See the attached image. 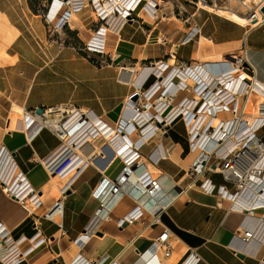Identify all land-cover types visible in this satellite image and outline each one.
<instances>
[{
  "label": "crops",
  "instance_id": "1",
  "mask_svg": "<svg viewBox=\"0 0 264 264\" xmlns=\"http://www.w3.org/2000/svg\"><path fill=\"white\" fill-rule=\"evenodd\" d=\"M169 2L171 0H166L164 4ZM193 4L180 2L178 11L163 12L164 8L161 7L157 19L139 14L135 21L125 24L118 34H109L107 54L92 57L83 50L96 28L91 9L85 8L75 13L77 21L70 18L72 29H66L64 36L62 32L55 33L49 27L44 12H31L29 0H0V149L5 146L12 153L17 168L36 190L43 192L45 198L43 206L33 211V214L41 216L38 218L29 212L31 209L27 203L12 199L0 187V222L10 231L15 246L25 256L21 264H67L78 256L94 261L104 254L118 258L121 264H128L135 258L125 255L124 247L152 220V214L146 215L145 223L119 229L117 219L133 209L134 202L128 196L118 195L116 197H120L123 204L112 210V220L99 226L98 233L102 232L104 239L87 242L88 239L82 245L78 244L77 238L100 207L99 204L95 210H87L91 209L92 201L98 202L92 195L94 189L103 174L115 179L123 166L121 159L112 163L115 153L110 150L105 138H99L84 149L87 156H97L95 164L99 169L92 166L72 182L64 198V218L55 222L43 218V214L60 197L59 188L55 190L50 186L52 178L43 160L51 157L61 140L47 128L29 140L22 131L13 127L16 122L13 124L11 113L15 105L24 110L69 105L93 110L108 124H116L124 103L136 92L128 80L132 70L138 73L146 65L167 60L174 65L181 62L193 65L205 59L225 61L229 57L242 56L245 52L264 89V24H243L209 11L196 2ZM229 7L247 18L248 10L238 2L231 1ZM195 28L199 29L197 34L183 42L189 33H195ZM102 60L105 62L101 63ZM122 74H125L127 81L120 79ZM156 80L152 77L146 86L150 87ZM187 95L193 96L191 89L179 92L174 104ZM158 141L162 142L169 156L155 166L148 159ZM123 143L116 140L118 147ZM177 146L181 147L179 157L186 161L190 152L187 129L182 121L172 125L161 140L154 139L140 148L147 166L167 176L168 179H163L167 190L171 184H175L177 191L185 189L177 200L169 201L166 208L159 203L162 206L159 212L161 223L149 226L140 244L156 237L166 226L186 247L178 259L168 260L167 264H181L191 248L202 256L201 264H249V259L253 264H259L264 256V246L261 248L259 240L256 243L257 254L246 255L243 252L245 258L235 253L237 248L228 245L233 235L239 234L245 226L256 229L258 220L254 217L255 223L246 220L249 210L232 209L229 198L217 193L206 194L199 184L192 186L194 179L187 172L190 166L186 167L170 157L169 150L173 151ZM104 155L108 156L107 159L102 158ZM218 176L217 173L207 175L216 184L226 185L230 192L236 191L234 183L219 181ZM257 214L264 217L262 211ZM35 220H38V227ZM61 224L64 229L60 227ZM4 252L5 249L1 248L0 257Z\"/></svg>",
  "mask_w": 264,
  "mask_h": 264
},
{
  "label": "built area",
  "instance_id": "2",
  "mask_svg": "<svg viewBox=\"0 0 264 264\" xmlns=\"http://www.w3.org/2000/svg\"><path fill=\"white\" fill-rule=\"evenodd\" d=\"M60 1L63 3V5L67 6L65 15H63L60 21H58L62 28L67 23L69 26H71V16L84 10L85 8L90 7L92 12H97V20L95 19L96 28L91 37L85 42L83 47L84 52L92 57L95 55L108 53L109 34H118L125 24L135 21L136 17L140 13H144L152 19H157L160 13V8L162 7L160 0H131L132 5L127 6L123 12L121 11L123 9L120 10V8H116L117 11H106L104 8L101 9L102 11H99L96 0ZM99 1L100 3H105L106 0ZM165 1L166 0H164V2ZM224 1H235L245 7L248 10L247 19L252 26L264 24V13L261 11L264 7V0ZM214 4L217 5V3ZM111 13L114 15L113 17L116 18L117 21L119 20L118 22H115L116 25L114 30H112V22L111 18L109 17ZM194 30L195 33H189L183 39V42L191 40L193 35H196V32L199 31L198 28H195ZM100 62L104 63L105 60ZM171 65L177 66L179 68L178 70L174 71L173 74L179 73L180 69H187V72H190V70L193 68L195 70L200 69L199 63L187 65L181 62L174 65L170 63L169 60L165 62L151 63L144 66L138 73L140 74L142 72H147V76L142 81L140 86L136 83H132L136 89V92L129 98L131 100V104L125 108L123 113L124 116L136 114L134 120L137 124L133 123L134 129L131 132L127 131L130 126L126 128V125L119 127V132L123 133L125 137L131 135L135 131L141 133L143 136H145L146 133H153L148 137V140H150L153 135L157 134L156 131L158 129L164 135L168 133V130L170 127H172V125H175L178 121H182L187 129L189 152H200L197 161L194 163V165H190L187 171L190 177L194 179L193 183L191 184L192 186L199 184L202 191L206 194L211 195L217 193L223 198H229L230 200H233L232 197L227 195L230 190L226 185H218L213 182L212 178L207 177V175L210 173H217L222 174L225 181L234 183L236 186V191L230 193L231 195L232 193H235L234 197L243 193H245V196L249 195V191H245L246 189H249L248 186L252 188L255 186L258 190L257 194H259L261 188H264V186H260L264 182V168L261 167V169H259V173L257 176H255L256 179H254V175L252 173H250L249 176V171L253 172L252 169L248 170L247 172H244V170L247 167H250L255 160H258L257 164L255 165V167L258 169L261 162L264 160V89L262 88L259 92L263 102L258 108L261 117L257 118L255 115L246 111L247 107L245 104L240 105L238 98V92L241 94V89L244 86L243 84L248 85L246 86V91L244 93L246 94L248 87L253 83L254 79H257L254 67L251 65V63H249L247 53L245 52L239 57H229L222 62L221 67H224L226 70L229 69L223 74L224 76H229L231 74L230 72L232 71L230 68L234 66L238 67V69L243 73L240 80L232 79V83L235 84V90L231 93L226 92V90L224 91V88L222 87L223 81H221V83H217L216 81V86L220 84V88L216 89L214 97L210 100H204L207 96V87L206 85H201L197 80H195L196 85L191 84V86L189 83L190 81H182V83L179 84V87H176V83L171 81L172 84L170 88L160 93L158 90L166 84L164 83V80H162L163 83L159 81L160 72L166 71ZM234 69L236 70V68ZM152 77L158 79V81L156 80L150 87H147L146 85ZM120 79L125 80V74H122ZM188 89H191L193 96L187 95L179 103L174 104L178 93L187 91ZM136 94H138L139 97L136 101H134L133 97ZM189 97H191V99H189ZM151 99H153L152 102ZM40 109H42V112H39ZM25 111L26 113L22 120L19 118L16 119L15 129L22 131L23 133H25L27 130L26 137L29 140H32L41 130L45 128L50 129L54 131L61 140V145L59 148L67 140L69 133L63 129H54L48 123L50 119L52 120V118L56 117L57 115L62 126L66 130V125L74 118H77L79 122L82 121L81 123H89L85 130L81 131L75 136L76 138L74 141L70 140L73 141V143L69 141L72 149L70 150L69 157L65 158L62 162L63 167L61 169L57 170L58 168H56L57 164H55V162L58 157H55L52 160L50 157L46 160L47 171L66 179L65 183L59 188L60 197L42 216L47 220L55 222L56 220L64 218L66 210L64 197L67 196L72 182L77 181L88 168L92 166L98 168L95 164V162L98 161L97 156L93 154L87 156L84 152V149L88 144H90V140L92 138H103V136L107 138L106 133L109 131L107 127L108 124L103 119L99 118L93 110H84L69 105H58L55 107L43 106L33 110ZM222 112H228L232 114L234 119L226 121L221 120L218 126H213V122L216 120L217 114ZM144 117H146L147 120H143ZM141 119L142 122H140ZM192 120H195V123H193ZM152 123L156 124L158 128L157 130H147L148 125ZM191 123H193V125H191ZM207 133L217 136V145L211 149V151L207 142L204 141V135ZM255 140L256 142H254ZM83 144L86 145L83 146ZM143 144L144 142L138 146L137 143H132L129 140V142H124L122 146L119 145L118 147L116 144V147L113 148L115 157L112 163L118 159H121L123 166L119 175L115 179H111L107 176H104L103 174L102 180L92 193L93 197L99 202L100 207L93 214L87 226L85 227L84 232L88 234L89 238L93 237V235H99V226L102 223L103 217L100 212L105 207L106 201L103 200L101 197L102 192L98 189L101 185L105 190L109 191L108 198L123 195L130 197L134 202L133 209H131L124 216L117 219L116 224L119 229H125V227L129 225H134L139 222L145 223L146 215L150 214L148 209L153 210L152 220L149 221L135 236H141L143 231L145 232L149 226L161 223L159 212L161 211L162 206L159 205V202L156 203V198L164 190V181L162 178L164 174L160 175V173H157L156 171L147 167L145 155L140 150ZM108 146L110 145L108 144ZM79 150H81V154L79 153ZM1 156L6 159V162L12 163L11 168L5 169V173L2 175L0 174V182L2 180L6 184H9L18 169L17 164L14 160V156L7 150L5 146L0 149V157ZM168 156V152L164 149L162 142H160L157 143L156 148L149 155L148 162H152L153 165L157 166L161 159H167ZM85 157L88 159V162L85 164V166L79 169L75 168L74 170L76 172L74 175L70 177V179H67L66 176L69 174L68 169L78 161H80L78 166L82 165L81 163ZM107 157V155L102 156V158L105 159H107ZM56 170L57 172H55ZM10 172L11 175L8 176ZM6 178H9L8 181L5 180ZM16 182L17 186L6 187V191L4 190L9 197L20 203H27L29 207L33 209V211L38 210L43 206L45 201L43 192L36 190L28 181L26 175L23 174V172L18 173ZM183 190L184 189H182V191ZM261 194V198L255 196L252 198V200L256 202V205H258L257 203L262 199L264 200V190L261 192ZM179 196H177V198ZM231 208L241 209V206L239 207L235 203H232ZM33 211L30 212L32 215L41 218V216L33 214ZM252 217L257 219L259 222L257 229L252 230L251 228H246V226L244 228L241 227L242 232H240L239 235L242 236L243 230L246 231L247 235L243 234L245 236L243 239H241L239 236L234 234L232 239H239L242 240V242L246 240L251 241L252 234L254 236L257 230L261 228V230H263V238L262 240H259V243H262V248L264 246V224H261L260 220L262 221L264 217H256L254 215H252ZM35 223L36 227H38V220H35ZM60 227L64 229L63 224H61ZM258 233L260 234L259 230ZM77 239H79V237ZM139 239H141V237ZM131 243L132 239L128 242V244ZM153 244H157V246H150L149 250L153 251V253L149 254L145 258L143 264H166V261L172 257L175 251L172 231L168 227L163 226L161 232L157 235ZM1 248L5 249V252L0 257V264H21L22 260L25 258L18 246H15V241L10 235V231L3 225L2 222H0V249ZM136 250L139 253V257L143 258V256H145V254L140 250ZM239 252L241 251H235L236 254ZM187 253L188 255L181 262V264H185L186 262H189V264L202 263V256L196 249H188ZM246 253L254 254V251L252 253L250 249L245 250L244 254ZM158 256H160L161 259ZM134 260L136 262L139 261L136 260V258ZM70 264L121 263L118 258L111 257L108 254L104 255L103 258L100 257L94 261L82 256H78ZM259 264H264V256L261 257Z\"/></svg>",
  "mask_w": 264,
  "mask_h": 264
},
{
  "label": "bare ground",
  "instance_id": "3",
  "mask_svg": "<svg viewBox=\"0 0 264 264\" xmlns=\"http://www.w3.org/2000/svg\"><path fill=\"white\" fill-rule=\"evenodd\" d=\"M160 1H161V4L163 5L164 0H160ZM96 2H97V6L99 7V11H102L101 10L102 8H104L106 11H111V10L115 11L116 8H120V10L123 9V10H121L123 12L126 9L127 6H131L132 5L131 4V0H106L105 3H100L99 0H96ZM196 3H198V5H200L201 7H204L205 9H208L209 11H213V12L218 13L220 15L228 16V17H230L231 19H233V20H235L237 22H240V23H243V24L249 23V20L246 17H243L242 15L238 14L236 11H232L229 6L228 7H223V6H219V5H215V4L214 5H210V4H207V3L203 2V1H200V0H199V2H196ZM60 11H61V1L57 0L55 2V4L53 5L52 11H51L52 13L49 14V16H51V18L53 19V18H55V16L57 14H59ZM92 13H93V16L95 17V19L97 20V16H98L97 12L94 11ZM113 16L114 15L112 13L109 15V17L111 18V22H112V30L115 29V25H116L115 22L117 21V19L114 18ZM149 18H151V17H149ZM71 20L72 21L73 20L77 21V15L73 14L71 16ZM4 50L5 49L3 48L2 49V53H4ZM222 62L223 61L205 59V60H202L201 62H199V65H200V67H199L200 69L199 70H195L193 68V69L190 70V72L189 71L187 72V69H183V70L180 69L179 73H174V74H173V72L178 70L179 68L177 66L171 65L170 68L167 69L166 71H161L160 72V78H161L160 82L163 83L162 80H164V83H166V84L163 87H161L158 91L161 93V92L166 91L167 89H169L171 84H172L171 81H174V83H176V85H177L176 87H179L180 86L179 84L182 83V81H185V80L190 81L189 83H190V86H191V84L192 85H196L195 84L196 83L195 80H197V81L200 82L201 85H204V86L206 85V87H207V93H206L207 96H206V99H204V100L212 99L214 97V95H215L216 89L220 88V84L218 86H216V81H217V83H221V81H223L222 82V84H223L222 87L224 88V91L226 90V92H228V93L234 92L235 84L232 83V79L233 80L234 79L235 80H240L241 79V75H242L243 72H241L238 69V67L234 66V67H232L233 69L230 68V70H232L230 72L231 74L229 76H224L223 74L226 71H228L229 69L226 70L224 67H221ZM218 64H220V65H218ZM234 68H236V70ZM146 76H147V72H145V73L142 72V73L139 74V73L135 72L134 70H132V74H131L130 78H128V80H129V82L136 83V84H138L140 86L142 81L146 78ZM125 80L127 81L126 78H125ZM243 85L244 86L241 89V94H240V92H238L239 93L238 94V98H239V101H240V105L241 104H243V105L245 104L246 107H247V110H246L247 112L255 115L257 118H260L261 116L259 114L258 108L261 105V103L263 102V99H262L261 95L259 94L260 90L262 89L260 82L257 79H254L253 83L248 87L246 94H244V93L246 91V86H248V85L247 84H243ZM189 99H191V97H189ZM247 99H248V101H247ZM152 101H153V99H151V102ZM130 102H131V100L128 98L127 101L124 103L123 112H122L121 117L119 118V120L117 121L116 124H111V123L108 124L106 122L108 124L107 127H108L109 131L106 133L107 138H105L104 136H103V138H105L107 140V142H108V144L110 145L111 148L109 146L108 147L110 148V150L112 152H113V148L116 147V140L124 141V142H129V140H130L132 143H137V145L139 146L143 142L144 143H149V142H151L154 139L155 140L156 139L157 140H161V138L164 135H166V134H164V135L162 134V132L157 128L155 123H152V124L148 125V127H147V130L150 129L152 131H154L155 129L156 130L158 129L156 131L157 134L153 135V137L151 139L149 138L150 140H148V137L150 135H152L153 133L152 134L151 133H146V135L143 136L141 133H138L137 131H135L131 135L127 136L128 138L125 137L123 133H120L118 128L122 127V126H125V125H126V128H128L130 126L127 129V131H129V132H131L134 129L133 123L136 122L134 120V117H135L136 114L126 115V116L123 115L125 108L129 104H131ZM13 111H14V113H12L13 124L16 122V119H18V118L20 120H22L24 118V116H25V113H26V111L23 108H21L20 106H18V105L14 106V110ZM225 116H228V117H225ZM232 119H234V116L232 114L228 113V112L218 113L216 120L213 122V126H218V124L221 122V120L226 121V120H232ZM143 120H147V118L144 117ZM195 120H192V122L195 123ZM81 122L82 121L79 122L77 120V118L72 119L66 125V127H67V130H66L62 126V124H61V122L59 120V117H57V115H56V117L52 118V120L51 119L49 120L48 123L54 129H59V130L63 129V130H65V131H67L69 133L68 137H67V140L64 142V144L60 148L58 147L57 149H55L52 152L51 160L54 159L55 157H58V159L55 162V164H57L56 165V168H58L57 170H59V169H61L63 167V163L62 162L64 161L65 158L69 157L70 150L72 149L71 148L72 146L69 143V141L70 140L74 141V139L76 138L75 136L77 134H79L81 131L85 130L87 128L88 124H89L88 122H85V123H81ZM140 122H142V119L140 120ZM193 123H191V125H193ZM92 124H93V122H92ZM135 124H137V123H135ZM13 127L15 128L14 125H13ZM61 127H63V128H61ZM124 131H126V130H124ZM26 133H27V130H26V132L24 134L26 135ZM216 137L217 136H213L210 133H207V134L204 135V141H206L207 144L209 145L210 151H211V149H213L217 145ZM97 139H99V138H95V139L92 138L90 140V143H93L94 140H97ZM73 141H70V142L73 143ZM160 142L161 141H158V143H160ZM254 142H256V140ZM84 145H86V144H83V146ZM169 151H170V157L172 159H174L176 161H179V162H182L186 167H188L190 165H194V163L197 161V158H198V156L200 154V152H197V151H195L194 153H190L188 158L185 161V160H181V158L179 157V152L181 151V147L180 146H177L176 149H174L173 151L172 150H169ZM101 152H102V150H101ZM79 153L80 154L82 153L81 150H79ZM168 154H169V152H168ZM87 162H88V159H86V157H85V158H83V162L81 163L82 165L78 166V164H80V161H78L77 163H74L72 165V167L68 169V173L69 174L66 176L67 179H70V177H72L74 175V173L76 172L74 170L75 168H78V169L82 168V167L85 166V164ZM257 162H258V160H255L250 167H247L244 170V172H247L248 170L252 169L253 172L249 171V176H250V173H252L254 175V179H256L255 176H257V174L259 173V171H260L259 169H261V167L264 168V160L261 162L260 167L258 169L255 167ZM43 163L45 164L44 167L46 169V160H43ZM11 165H12V163L6 162V159H4L3 156H1L0 157V174L1 175L4 174L5 173V169L11 168ZM57 170L55 172H57ZM12 171H13V168H12ZM46 171H47V169H46ZM20 172H21V169L18 168L17 171L15 172L14 176L12 177L11 181L9 182V184H6L4 181L1 180L0 187H2L3 190H5L6 187H15V186H17V182H16L17 181V176H18V173H20ZM47 173L52 178L50 186L53 189L58 190V188H60V183L64 182V178L59 177L58 175L53 174V173H51L49 171H47ZM10 175H11V172L8 174V176H10ZM162 178L164 180L168 179L166 175H163ZM8 179L9 178H6L5 180L8 181ZM174 186H175V184H171V186H170V188L168 190L164 187L163 192L160 193L159 196L156 198V203H158V202L162 203L163 206L166 208L167 205L170 204L169 201L172 202L173 200L175 201V199L177 200V196H179L181 194V192L177 191L175 188H173ZM260 186L263 187L264 186V182ZM248 187H249V189H246L245 191L251 190L253 193H255V194H253V193L249 194V196H250L249 198H248V196L247 197L245 196V193L238 194L237 196L234 197L235 193H232V195H231L230 194L231 192L229 191L227 193V195H229L233 199V200H230L231 204L235 203L239 207L241 206V209L249 210V213L246 216L247 220L250 221V222H254L255 223V220L253 221L252 215L258 217L257 215H259V214H257V212L262 211V214L264 213V205H260V204H264V200L262 199L260 202L257 203L258 205H256V202H254L252 200V198L254 196L258 197V198H261L262 197L261 192L264 190V188H261L260 193L257 194L258 190L256 189L255 186H254L255 189L250 187V186H248ZM98 189L102 192V196L101 197L103 198L104 201H106L105 207L100 212V214L103 217L102 218V225H103L107 221L112 220V215H111L112 210H116L117 207L120 204L122 205L123 203H122V200L120 199V197L108 198L109 191L105 190L102 185ZM184 191H185V189H184ZM148 210H149L150 214L153 215V210L152 209H148ZM31 211H33V210L31 209ZM31 211L29 210V212H31ZM260 216H263V215H260ZM250 218H252V219H250ZM158 224L160 225V223H158ZM158 224H154V225H158ZM261 224H264V219H262ZM132 226H134V225H129L126 228H128V227L132 228ZM258 230L260 231V234L258 233ZM258 230L254 234V236L252 234L251 241H247L246 240V241L242 242V240H239V239H231L228 242V245L230 247L237 248V250L240 249L242 252H245V250H249L250 249L251 252L253 253V251L255 252V250H256L257 241L263 238V236H262L263 230H261V228H259ZM145 232L143 231V233H145ZM240 232H242V231H240ZM239 234H236V235L239 236L241 239H243V237L245 235H247L245 230H243V234H245V235L242 234V236H240ZM104 237H105V235L104 236L93 235V238L91 237V239H90L88 237V234H86V232H83L79 236L78 244L82 245L84 242H86V240L88 238H89V240L87 242H90L93 239L103 240ZM106 237L110 238L109 235H107ZM140 237H141V239L143 238V240H144V238L146 236H145V234H142L141 236H133L132 237V243L131 244H127L124 247L125 255L129 254V255L133 256L134 258H136V260H139L138 262H136L135 260H132L131 262H128V264H143L145 258L149 254L153 253V251L149 250L150 246L151 247H152V245L157 246V244H153L154 241H155V238L157 236L154 237V238L149 239L148 242H144L142 245L140 244L141 243V239H139ZM175 239H176V237L173 234V241H174V245H175V251H174V254L172 255V257L169 259L170 261H172L174 259H178L179 256H180V253L186 251V247L184 246V244L182 242H179L177 239L176 240ZM119 241L123 242L124 239H122V240L120 239ZM119 241H118V243H120ZM122 247L123 246H121L120 248H122ZM136 249H138L142 253H144L145 256H143V258L139 257L138 256L139 253L137 252ZM103 256H102V258H103ZM158 257L161 259L160 256H158ZM71 261L72 260H69L67 262V264H70ZM167 261H166V264H167ZM185 264H189V262H186Z\"/></svg>",
  "mask_w": 264,
  "mask_h": 264
},
{
  "label": "rangeland",
  "instance_id": "4",
  "mask_svg": "<svg viewBox=\"0 0 264 264\" xmlns=\"http://www.w3.org/2000/svg\"><path fill=\"white\" fill-rule=\"evenodd\" d=\"M56 1L57 0H52V3L50 4L48 0H29V3H30V8H31V12L32 13H34V11L35 12H37V11L44 12L45 13V17H46V21H47V24L49 25V27L55 33H61L62 32L64 34V31H66V27H68V29H72V28H70L71 26H69L68 23L62 28L59 25V22H58V21H60L61 17L63 15H65V12L67 10V6L63 5L62 2H61V11L59 12V14H57L55 16V18H53V19L51 18V16H49V14L52 13L51 12L52 11V7H53V5L55 4ZM200 1H203V2H205L207 4H210V5H214V3H217V5L223 6V7H228L230 5V2H227V1H224V0H200ZM180 2H182L183 4L187 3V4L194 5L193 3L199 2V0H171V3L169 2V3H165V4L162 5V9L164 8L163 12H167L169 10L172 11L173 9L178 11L177 7L180 5ZM89 9H90V7H89ZM91 14L93 15V13H91ZM70 23H71V20H70ZM64 36H65V34H64ZM13 110H12V113H14ZM217 175H219L217 180L225 181L222 174H217ZM97 206H99V202L92 201V203L90 204V208L91 209H87V210L88 211H93V210H95V208ZM66 219H67V222H69L70 216H69L68 213L66 215ZM247 261H248L249 264H253L252 259H249Z\"/></svg>",
  "mask_w": 264,
  "mask_h": 264
},
{
  "label": "water",
  "instance_id": "5",
  "mask_svg": "<svg viewBox=\"0 0 264 264\" xmlns=\"http://www.w3.org/2000/svg\"><path fill=\"white\" fill-rule=\"evenodd\" d=\"M261 11L264 13V7L262 8ZM218 65H220V64H218ZM221 66H222V64H221ZM138 97H139V95L136 94V95L133 97V100L136 101V100L138 99ZM39 112H42V109H40ZM98 234L102 236V232H99ZM238 256L241 257V258H245L244 255H243V253H238Z\"/></svg>",
  "mask_w": 264,
  "mask_h": 264
},
{
  "label": "trees",
  "instance_id": "6",
  "mask_svg": "<svg viewBox=\"0 0 264 264\" xmlns=\"http://www.w3.org/2000/svg\"><path fill=\"white\" fill-rule=\"evenodd\" d=\"M49 1V3L51 4L52 3V0H48ZM45 8V7H44ZM48 9V8H47ZM66 29H68V27H66Z\"/></svg>",
  "mask_w": 264,
  "mask_h": 264
}]
</instances>
